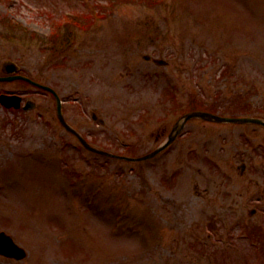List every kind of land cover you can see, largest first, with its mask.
<instances>
[{
	"label": "rangeland",
	"instance_id": "1",
	"mask_svg": "<svg viewBox=\"0 0 264 264\" xmlns=\"http://www.w3.org/2000/svg\"><path fill=\"white\" fill-rule=\"evenodd\" d=\"M100 1L0 0V74L16 61L58 91L90 145L117 155L154 151L192 102L264 119V0ZM66 10L86 29L61 31ZM0 91L36 106L0 105V231L28 251L0 264H264L260 125L190 120L135 163L79 147L42 89ZM121 210L141 232L115 235Z\"/></svg>",
	"mask_w": 264,
	"mask_h": 264
},
{
	"label": "water",
	"instance_id": "2",
	"mask_svg": "<svg viewBox=\"0 0 264 264\" xmlns=\"http://www.w3.org/2000/svg\"><path fill=\"white\" fill-rule=\"evenodd\" d=\"M158 62L159 63H163L162 61H158ZM11 65H12V68L9 70V72H14L17 69V67L14 64H11ZM3 100L9 106H12V105L19 106L20 105V98H18V97H14V98H12V97H4ZM58 101H59V104H58V106H59V116H60L61 121L64 123V125L69 130H72L73 132H76L65 122V120H64V118L62 116V112H61L60 100L58 99ZM195 117H201V118H204L206 120L218 121V122H238V123L254 122V123H259V124L264 125V120H260V119L224 118V117H220V116L213 115V114L206 113V112L190 113V114H188V115H186L184 117V121H183L182 124H179V125H177L175 127V130L170 135L168 141L163 146H161L159 149H157L154 153H152L150 155H147V156H145V157H143L141 159H131V158H127V159L135 161V160L148 159V158L154 156L159 151H161L162 149L167 147L170 143H172V141L175 139L177 133L180 132V130L183 128L184 122L186 120H188L190 118H195ZM79 137L81 138V140L83 141V143L87 147L92 149L90 146H88L86 141L80 135H79ZM92 150H95V149H92ZM0 252L6 254L8 256L15 257L17 259H22V258H24L26 256V252L24 251V249L19 247L18 245H16L14 243L13 239L10 236L6 235L5 233H1L0 234Z\"/></svg>",
	"mask_w": 264,
	"mask_h": 264
}]
</instances>
